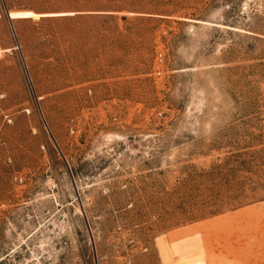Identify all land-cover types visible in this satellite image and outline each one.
<instances>
[{"label":"rangeland","instance_id":"374dc122","mask_svg":"<svg viewBox=\"0 0 264 264\" xmlns=\"http://www.w3.org/2000/svg\"><path fill=\"white\" fill-rule=\"evenodd\" d=\"M0 264H264V0H0Z\"/></svg>","mask_w":264,"mask_h":264}]
</instances>
